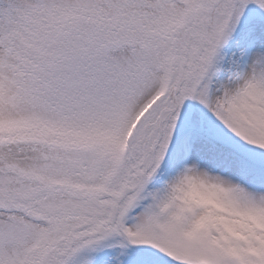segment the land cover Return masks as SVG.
Masks as SVG:
<instances>
[{
	"label": "rangeland",
	"instance_id": "374dc122",
	"mask_svg": "<svg viewBox=\"0 0 264 264\" xmlns=\"http://www.w3.org/2000/svg\"><path fill=\"white\" fill-rule=\"evenodd\" d=\"M199 1L0 0V264H53L65 237L104 225L143 171L122 162L126 128L165 84L158 167L121 228L67 264H264V0H219L195 51ZM186 49L201 60L178 91Z\"/></svg>",
	"mask_w": 264,
	"mask_h": 264
},
{
	"label": "bare ground",
	"instance_id": "6f19581e",
	"mask_svg": "<svg viewBox=\"0 0 264 264\" xmlns=\"http://www.w3.org/2000/svg\"><path fill=\"white\" fill-rule=\"evenodd\" d=\"M218 1L219 0H202V2L198 4L195 9L194 22L192 24V27L188 29L190 34L187 37L188 39L190 38L196 39L195 51H198L199 49L206 47L208 41L206 29H208L209 27L207 14H210V12L218 4ZM187 52L188 50L186 49L183 53L184 64L182 66V70L179 78V83L177 87L178 91L180 90L181 84H183L186 80L190 79L191 76H193V74L196 72L198 67L196 64H199L198 62L201 60V58H198L195 62L188 63L186 60ZM177 94L178 92L173 94V101L171 100L169 108H167V110L160 116L158 125L155 128L151 137L149 138L148 143L145 147L144 159L142 164V167H144L145 170L140 171L135 175H133L131 180L129 179L130 181L128 184V189L133 188L134 186L140 184V182L144 180L146 169L153 162V146L157 138L159 137L162 126L169 119V117L172 115L174 110L177 108V96H176ZM113 219H114L113 215H111L110 218L104 222L102 229H104L105 227H109ZM64 250L57 253L53 264H59L62 262V257L64 255L63 253H65Z\"/></svg>",
	"mask_w": 264,
	"mask_h": 264
},
{
	"label": "trees",
	"instance_id": "16d2710c",
	"mask_svg": "<svg viewBox=\"0 0 264 264\" xmlns=\"http://www.w3.org/2000/svg\"><path fill=\"white\" fill-rule=\"evenodd\" d=\"M166 106V102H163L158 109H156L151 115H150V120L151 121H156L157 118L160 116L163 108ZM173 122V121H172ZM171 124V123H170ZM141 131V130H140ZM143 145H144V139H143V133L139 132V134L133 139L132 144L129 148V150L126 152V154L124 155L123 158V162L127 163V168H132L134 167L142 158V149H143ZM160 154V153H159ZM158 154V159H157V165L160 163L161 159L159 157ZM53 195H55L53 192H51L49 194V196L51 198H55L52 197ZM48 196V198H49ZM132 195H129L128 197L125 198L124 201H122L121 205H120V212H119V217H118V221L114 227L115 228H120L121 226V222H122V218L125 216L126 210L129 207V201ZM46 197L42 198L41 200L45 199ZM47 199V198H46ZM47 204V203H45ZM38 210L42 211V213L44 214V216H46L47 218H50V216L47 214L48 213V207L46 205H43V202H38L37 207ZM89 225V226H88ZM84 226V229L87 228H91V227H95L97 225V222H94L92 224H88ZM67 237H65L66 239Z\"/></svg>",
	"mask_w": 264,
	"mask_h": 264
},
{
	"label": "water",
	"instance_id": "95a60500",
	"mask_svg": "<svg viewBox=\"0 0 264 264\" xmlns=\"http://www.w3.org/2000/svg\"><path fill=\"white\" fill-rule=\"evenodd\" d=\"M125 191V190H124ZM0 209H1V207H0Z\"/></svg>",
	"mask_w": 264,
	"mask_h": 264
}]
</instances>
